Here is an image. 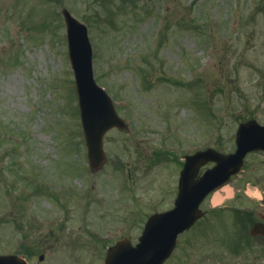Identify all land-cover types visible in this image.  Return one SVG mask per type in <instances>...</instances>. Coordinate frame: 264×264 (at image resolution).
<instances>
[{
  "label": "rangeland",
  "instance_id": "rangeland-1",
  "mask_svg": "<svg viewBox=\"0 0 264 264\" xmlns=\"http://www.w3.org/2000/svg\"><path fill=\"white\" fill-rule=\"evenodd\" d=\"M64 9L88 26L94 77L130 120L129 131L113 130L105 138L111 161L120 155L124 165L107 164L97 176L84 153ZM185 81L195 84L189 88ZM209 110L214 113L210 121ZM250 116L264 124V0H0V155L8 152L0 176L12 172L14 160H31L46 168L39 190L41 182L53 181L57 195L71 199L61 208L52 186L37 194L30 189L38 205L34 215L21 207L18 220L7 218L0 205V253L30 248L11 225L19 222L52 248L42 262L37 255L46 250L31 264H104L102 243L91 237L99 220L106 223L101 232L110 240L123 233L138 236L148 215L172 206L182 156L184 161L185 155L221 146L222 152H233L238 124ZM159 148L171 151L172 160L156 165ZM248 158L241 175L226 185L230 195L216 191L225 196L223 204L235 202L233 195L248 189L249 182L264 186V154ZM24 171L18 168L15 175ZM21 177L35 184V171ZM71 183L91 195L73 196ZM212 195L204 210L215 205ZM250 195L260 202L251 190ZM0 203L7 205L1 178ZM230 210L210 226L203 221L180 236L167 264H183L189 257V264H214L228 252L223 241L234 226ZM33 216L36 220H29ZM222 260L219 264L228 263ZM251 260L258 264L259 259Z\"/></svg>",
  "mask_w": 264,
  "mask_h": 264
},
{
  "label": "water",
  "instance_id": "water-1",
  "mask_svg": "<svg viewBox=\"0 0 264 264\" xmlns=\"http://www.w3.org/2000/svg\"><path fill=\"white\" fill-rule=\"evenodd\" d=\"M68 24L69 56L75 71L79 107L89 156L95 168L104 160L103 136L113 127H126L117 115L111 98L96 84L92 70L91 45L85 26L77 23L65 11ZM238 149L235 154L222 155L209 149L186 157L179 184L175 207L165 213L152 216L146 223L140 242L135 246L127 241L111 248L106 264H163L176 246L180 233L189 229L203 212L200 204L214 189L229 181L230 176L240 171L248 151L264 150V127L255 120L239 126ZM208 161L216 164L198 177L199 169ZM252 234L264 235V224L257 223ZM0 264H24L20 260L0 258Z\"/></svg>",
  "mask_w": 264,
  "mask_h": 264
},
{
  "label": "flooded vegetation",
  "instance_id": "flooded-vegetation-1",
  "mask_svg": "<svg viewBox=\"0 0 264 264\" xmlns=\"http://www.w3.org/2000/svg\"><path fill=\"white\" fill-rule=\"evenodd\" d=\"M261 217H263L264 218V212H262L261 210H260V212L258 213ZM257 240V244H258V248H259V250H254V251H252V250H250V251H248L247 252V254L248 255H250V256H253L254 258H257V257H261V258H263L264 259V238H262V237H260V238H257L256 239Z\"/></svg>",
  "mask_w": 264,
  "mask_h": 264
},
{
  "label": "bare ground",
  "instance_id": "bare-ground-1",
  "mask_svg": "<svg viewBox=\"0 0 264 264\" xmlns=\"http://www.w3.org/2000/svg\"><path fill=\"white\" fill-rule=\"evenodd\" d=\"M222 192H225L226 195H230V193L232 192L231 188L230 187H225ZM225 196L224 195H221L220 192H217L215 195H214V201L215 203H218L221 199H223Z\"/></svg>",
  "mask_w": 264,
  "mask_h": 264
}]
</instances>
